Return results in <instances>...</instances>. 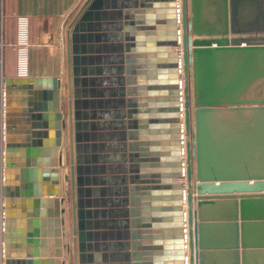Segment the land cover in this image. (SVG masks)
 I'll return each instance as SVG.
<instances>
[{
	"label": "water",
	"instance_id": "1",
	"mask_svg": "<svg viewBox=\"0 0 264 264\" xmlns=\"http://www.w3.org/2000/svg\"><path fill=\"white\" fill-rule=\"evenodd\" d=\"M155 7L82 0L65 27L62 75L6 80L4 264L107 263L95 221L107 217V187L92 176L105 157L92 155L91 130L102 118L94 103H107L93 87L108 81L93 64L109 58L114 124L130 151L119 261L264 264V0H164L157 25ZM108 31L111 57L99 51ZM50 178L58 190L43 189ZM47 243L58 247L48 256Z\"/></svg>",
	"mask_w": 264,
	"mask_h": 264
},
{
	"label": "crops",
	"instance_id": "2",
	"mask_svg": "<svg viewBox=\"0 0 264 264\" xmlns=\"http://www.w3.org/2000/svg\"><path fill=\"white\" fill-rule=\"evenodd\" d=\"M118 2L126 3L128 0H117ZM164 0H153L154 4L159 3L160 7H155L154 9V19L156 21L160 15L158 11L161 10V4ZM82 2V0H0L1 4V18H0V191L2 185V170L4 168L3 154H4V144H3V116H2V104H1V88L5 84L7 79H13L19 77V74L16 69V43H17V23L16 20L18 17H22V20L27 23V41L26 43L21 42V32H19V43L23 45H29L27 50V70L24 78L32 77H60L65 71L64 64V27L69 21L67 15L76 10L77 6ZM112 21L114 17H109L108 21ZM115 21V20H113ZM108 31L109 39L103 47L104 42L101 43L102 49L99 50L101 53H109L111 57L114 53L113 46L117 42L112 39L111 33ZM114 32V31H113ZM28 43V44H27ZM108 63L104 61L98 65V63L93 64L94 67H102L103 69L107 68V83L103 81L102 86H95L94 91V100H104L106 99L107 103L99 105L98 102H95L94 108L92 109L97 113V117L102 115L101 119H95L94 129L91 130L92 133V144L96 145L92 155L97 157L104 156L105 161L99 163V159L96 160L97 163L94 165H103L104 169H99L95 171V174L92 176L94 178L101 179L105 181L107 187L106 191V209L108 211L107 217L105 219L99 218L95 221H99L97 224L100 231H105L107 233L106 239H103L102 236H99L100 243H106L107 245V255L108 261L106 264H123V261H119V253L121 248L118 247L119 243H126V240L119 239V231H124L125 218L118 213L122 210V207H118L117 201L123 197L120 195V190H117L122 184V167L125 168L126 178L129 182V147L121 146V130L116 128L115 117L119 107L117 103H114V92L117 89L118 85L114 83V75L112 74V69L114 65L111 63L109 58ZM27 74V75H26ZM24 75V74H20ZM98 90L101 93H98ZM62 91L67 99V88L66 86L62 87ZM100 95V96H99ZM16 98H19V95H16ZM145 110L140 107L138 113L144 112ZM102 113V114H101ZM65 121L68 124L67 120V108L65 106V111H63ZM101 122L102 125L98 123ZM139 124L145 123L144 121H138ZM220 123H224V117L221 118ZM128 130H125V132ZM125 145H128L127 141ZM68 147V136L67 132L63 134V144L62 148L64 150V158L66 162V148ZM145 148V147H143ZM141 144H139L138 153L142 155L144 149ZM125 157V159H124ZM102 161V160H100ZM139 165L138 168L140 171L142 167L145 166V162L142 159L136 161ZM99 163V164H98ZM64 174V172H63ZM62 174V175H63ZM180 181V180H178ZM101 184V183H100ZM43 189L54 188L58 190L59 186L56 182L52 181L50 178L49 181L44 182ZM50 189V190H51ZM3 198L0 194V202ZM142 200V198H141ZM140 200V201H141ZM126 209H130L129 206ZM141 211V209H140ZM96 223V222H95ZM68 225L71 227L70 221ZM96 227V225H95ZM131 241V240H129ZM128 241V242H129ZM55 243H47L44 247H40L44 251L45 255H51L52 252L57 250ZM42 259V258H41ZM41 264H48L45 259ZM0 260L1 254H0ZM99 264H103V261H99Z\"/></svg>",
	"mask_w": 264,
	"mask_h": 264
},
{
	"label": "bare ground",
	"instance_id": "3",
	"mask_svg": "<svg viewBox=\"0 0 264 264\" xmlns=\"http://www.w3.org/2000/svg\"><path fill=\"white\" fill-rule=\"evenodd\" d=\"M68 23V22H67ZM67 23H66V25H67ZM66 25H65V27H66ZM26 26H27V23H26V20L25 21H23V26H22V28H21V35H20V37H21V42H25V37H26ZM65 27H64V36H65ZM21 60H22V62H21V64H20V70H19V72H20V74H24V75H21V76H24L25 77V73H26V70H27V65H26V53L23 51L22 53H21ZM24 77H22V78H24ZM3 91H4V84H3V89H2V93H3ZM3 100H4V94H3ZM3 114H4V108H3V102H2V116H3ZM3 121H4V119H3ZM3 161H4V157H3ZM2 177H3V170H2ZM3 203H4V200H3V202H2V206H3ZM2 206H1V219L3 218V208H2ZM0 229H1V238H0V254H1V259L2 260H0V262H1V264H4V259H3V257H2V251H3V247H4V223H3V221L1 220V224H0Z\"/></svg>",
	"mask_w": 264,
	"mask_h": 264
},
{
	"label": "rangeland",
	"instance_id": "4",
	"mask_svg": "<svg viewBox=\"0 0 264 264\" xmlns=\"http://www.w3.org/2000/svg\"><path fill=\"white\" fill-rule=\"evenodd\" d=\"M0 8H1V4H0ZM74 11L72 13H69L67 15L68 18L66 19H70L73 15ZM0 18H1V9H0ZM22 18V17H18L17 20H16V23H17V43H16V69H17V72H18V64H19V53H20V50L22 49L23 51H25V53H27V50L29 48V45L27 46L26 44L23 45V44H20L19 43V35H18V22H19V19ZM27 30L28 28L26 27V37H25V43L27 41ZM28 44V43H27ZM26 58H27V54H26ZM4 144V143H3ZM4 200V199H3ZM2 200V201H3ZM1 206H2V202H0V224H1ZM0 238H1V229H0ZM1 245V244H0ZM1 252V251H0ZM1 264V262H0Z\"/></svg>",
	"mask_w": 264,
	"mask_h": 264
},
{
	"label": "built area",
	"instance_id": "5",
	"mask_svg": "<svg viewBox=\"0 0 264 264\" xmlns=\"http://www.w3.org/2000/svg\"><path fill=\"white\" fill-rule=\"evenodd\" d=\"M18 26H19V28H18V35H19V32H21V28H22V26H23V20H22V18H20L19 19V22H18ZM23 52V50L21 49L20 50V53H19V64H18V74H19V70H20V64H21V62H22V60H21V53ZM25 52V51H24ZM26 60H27V58H26ZM28 61V60H27ZM27 75V74H26ZM19 77H24V76H21L20 74H19ZM26 77V76H25ZM2 89L3 88H1V93H2ZM2 102H3V93H2V95H1V104H2ZM1 108H2V106H1Z\"/></svg>",
	"mask_w": 264,
	"mask_h": 264
}]
</instances>
